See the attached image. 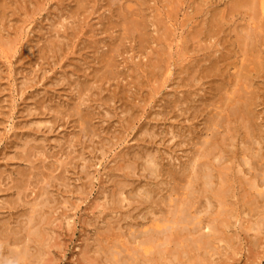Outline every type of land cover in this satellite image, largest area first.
I'll use <instances>...</instances> for the list:
<instances>
[{
    "label": "rangeland",
    "instance_id": "1",
    "mask_svg": "<svg viewBox=\"0 0 264 264\" xmlns=\"http://www.w3.org/2000/svg\"><path fill=\"white\" fill-rule=\"evenodd\" d=\"M237 1L0 0V234L2 235H0V257L8 254V258L7 256H4V259L1 258L0 264H15L17 257H14L13 260L10 253L17 250L19 246V249L22 250L30 246L28 249L25 248V252L28 256L37 255L35 257L37 258L36 264H91L86 263V261L82 262L81 259L84 255L83 259H88L92 264H106L108 261L106 254L102 255L105 252H98L96 246L104 245L107 247L112 243L118 250L122 248L121 252L123 247L127 246L128 251H124L125 255L127 254V263L167 264L164 261L166 260L165 256H158L151 251L143 254V250L140 251L141 249L137 244L142 238L140 235L133 236L134 238L129 235L134 234L133 230L134 232L139 230L138 233L140 234L144 227L151 224L150 220L153 215L150 216L146 210L152 209L153 211L150 212L153 213L157 211L154 213L157 216L158 213H161L159 211L165 207L163 210L165 213L167 209L175 208L174 203V206L172 205V202L176 201V198H173L175 195L178 196L179 192L184 194L185 190L189 191V187H192L189 183L190 178L192 185H196V178L194 177L196 168L193 167L192 169L191 167L197 166L196 162L202 159L197 157L198 153L192 151L201 153L205 149L212 150V154H216L214 156L217 157L215 161V158H212L214 161H212V170L216 179L213 178V185H216L218 181L220 182L217 186L211 187V190L214 188L212 192L221 188L219 186L223 184L222 187L227 186L228 188L229 185L231 190L223 197L227 203L225 201V204L222 203L223 205H221L217 202L218 205L214 211L217 198H211L210 194L205 195L203 193V195L200 193L198 187L201 185H198V190L194 193V195L196 192L200 193V196L196 198L197 211H202V207L207 209L204 208L203 212H200L194 220L195 222L199 220L198 228H196L195 223L193 224L194 227L191 225L190 230L184 231V234H189L188 240L187 238L185 240L189 241V236L194 238L199 233V237L201 233L207 232L208 229L204 231L203 228L206 227L205 225L208 224L206 221L209 222L207 219H210L211 216H218L219 219L224 218L225 220L229 217L230 223L224 221L226 224L223 223L221 236L228 238L230 235V237L222 239V241H214L217 247L215 250H218L217 252L211 250V252L214 251L212 253V255L215 254L214 257L217 254L214 259L212 258V261L216 263L220 257V260H223H221L222 264L229 261L228 264H264V195L260 196L257 193L264 190V176H262L263 179L261 177L264 174V68L260 67H264V45L261 44L260 46L257 43L261 41L260 38L263 41L264 26L257 29L259 32L261 30L260 33H256V29L253 27L260 26L261 22H264V17L259 13L260 18L256 19L254 16L253 20L254 14H252L251 8H246L249 0H240V3ZM238 3L240 5L236 7ZM235 4L236 6H234ZM248 6L250 5L248 4ZM243 11L246 13L249 11V13L243 15ZM248 16L252 17L250 21H254V25L250 26L249 20L247 22L248 18L246 17ZM261 19L263 20L261 21ZM256 20L261 21L260 24ZM135 24L137 26L139 24V26L137 27ZM219 26L220 28H216ZM244 27L250 30L248 31L250 34L254 32L251 37L254 36L255 41L253 40V50L251 51L247 45L242 47L241 44L239 49L242 53H240L235 46L237 45L235 41L239 43V40L245 37L244 32L247 31ZM243 29L244 32H241ZM206 30H210L207 31L208 34L205 33ZM212 31H216V34ZM139 34L145 35L139 37ZM237 34H241L243 37ZM138 38L139 40H137ZM237 38L240 39L237 40ZM233 50L237 53L235 54ZM154 51L160 55L156 56ZM244 53L247 55H242ZM258 53L261 55L259 56ZM258 56L262 57L259 59L262 60L261 62L257 61ZM240 57L245 59L242 63ZM249 59L251 64L247 62ZM252 59L254 63H252ZM255 60L260 62V65L257 63L260 71L258 67H254ZM229 61L236 66L230 64V67ZM244 62L248 64L245 65ZM106 64L111 67L107 68ZM237 64L241 66L244 64L245 67L239 69L240 66ZM216 66L218 68H215ZM250 66L254 68L250 69ZM220 71L222 72L220 73ZM233 71H236V74ZM240 71H243V76L245 72L247 73H245V79H241L243 76ZM225 78L228 80L226 81ZM237 86L240 91H237ZM232 88L237 89L235 91ZM226 89H232L233 94H231V90L230 93ZM247 91L253 92L247 93ZM217 92L222 93L218 94ZM236 94L244 95L243 98L249 94L247 101L250 102V109L253 110L251 111L254 120H257L256 122L251 121L253 123L252 128H255V132L252 129V134L255 133V136H260L259 138L256 136L258 139L254 138V135L251 137V130L246 127L244 129V123L239 119L237 120L235 115L228 116L226 109L232 106L230 104L233 101L235 103L238 98ZM251 99H254V103ZM223 103H225L224 107H221ZM219 105L220 107L216 108ZM81 112L85 113L82 114L86 115L85 118ZM219 112L221 114L218 115ZM212 113L214 116L216 114L218 116L216 115L215 118L209 116V118L207 115H213ZM88 115L91 119L87 117ZM219 116L221 120L218 118ZM82 119L85 121L83 122ZM212 119H216L220 124L219 126H216L218 124L214 125L215 127L212 126L215 131L211 138L210 133L213 130H210L209 133L206 131V127ZM227 120L231 122L229 123ZM246 129L247 132L245 133ZM257 130L259 131L257 132ZM234 133H236L235 136ZM218 134L225 138L218 137ZM194 140L195 143L191 144ZM199 142H201V147ZM224 142L225 145L228 144V146L226 145L227 148L231 145L230 149L228 148L229 151L225 145H222ZM198 145L199 150H197ZM212 145L214 148H211ZM253 145L256 149L253 148ZM247 147H249V152ZM244 152L246 156H244ZM193 153H196L194 164L191 161L194 158ZM146 154L147 158H152L151 163L156 161L154 168L160 171H158L157 176H154L158 173L157 171L152 172L153 175L146 169L140 171V167L143 169L146 163L144 161L147 158H143ZM248 154H252L254 159L251 160V156ZM256 156L259 157L260 161ZM256 158L258 162H254ZM187 159L191 161L189 163H192V165L189 164L190 167L187 164ZM220 159L221 161H219ZM245 160L250 161L249 165L251 163L256 164L250 166L251 169L253 167L252 170L249 169L250 167L248 168V163L243 166ZM240 161L242 165L239 164ZM236 162L239 167L234 165ZM132 164L134 166L131 167ZM259 164H261L260 168H258ZM228 168L229 170H227ZM217 170L224 172L223 174L220 173L224 176L223 180L226 179L225 181L222 182L221 174ZM259 170L262 171L261 174H259ZM161 171L168 173L163 174ZM190 171H194L193 174ZM175 175L176 178L177 176L182 177L181 175L187 176L184 178L185 180L181 178L180 182V177L176 179L174 178ZM242 177L245 181H242ZM257 178H261L260 181L262 180L263 183ZM121 180H123L122 184L125 183L124 185L121 184ZM182 184L185 186L182 187ZM248 184L250 186L252 184L259 185V188L257 187L259 190L256 188L255 191ZM119 185L121 192H123L122 195L124 194L125 202L124 200L119 201L120 203L118 200L111 202L118 197L117 193L111 195V192H118L119 190L113 189H117ZM171 185L174 187L180 185L178 192L174 191L176 194L172 193L171 190L177 188L173 189L172 187L170 189ZM236 187L239 189L237 190ZM142 191H149L150 193L154 191L152 195L155 196L154 199L156 200L152 198L144 201V198L142 201L139 198ZM232 191L233 193H231ZM168 192L171 194H169L170 196L167 194ZM245 193L247 197L252 198L257 193L255 201L259 202L250 204L251 207L249 205L251 200L248 202L244 198ZM152 195L150 194L151 197ZM230 195L233 197L230 198ZM240 197H243L245 201ZM43 198L46 199L47 203ZM169 198H173L174 201H166ZM206 198L210 203H206ZM159 201L161 202L158 203ZM200 204L203 206L201 207ZM170 206L172 207L169 208ZM223 206L231 210L227 212ZM159 207L162 209L159 210ZM244 207L248 210H245ZM32 208L38 210L33 209L34 212L36 211L35 213L39 214L29 213V211H33ZM217 208L223 209L224 214L227 212V217L224 216L223 211L219 212ZM205 211L206 215L204 214ZM28 214L30 215L27 216ZM31 214L33 215L31 216ZM40 215L43 217L42 220ZM143 216L146 218H144L145 220ZM231 216L233 217L231 218ZM25 217L29 220L28 223L31 220L30 227L28 223L25 225L27 221ZM45 217H48L47 219L50 217L52 220H47ZM256 221H258L259 226L263 227L260 226L261 232L259 234L262 235L257 234L258 237L254 230ZM261 221H263V225L260 223ZM38 222L42 223L38 224ZM115 223L118 224L115 225ZM5 226L6 228H4ZM27 228L32 231H28ZM172 228L174 227L172 226ZM172 228L170 227L168 231L171 230L172 232ZM199 228L201 230H198ZM25 231L29 234H26ZM109 231L111 233H108ZM2 232H8L10 235L5 234L4 236ZM35 232L39 233L38 235L45 233L42 239H39L40 242L33 241L34 238L38 237ZM173 233L176 234L175 228ZM11 234L15 236L16 240ZM112 234H117L116 238L118 239L114 238L115 236ZM168 234L159 235L156 244L162 243L164 236L173 237L172 235H174V240L176 239L175 234ZM253 234L256 236L253 237ZM109 237L113 240H109ZM259 237L261 239H258ZM122 238L126 240L127 244L124 240V242L122 241ZM251 238H255L257 242ZM230 239L231 244L227 243ZM174 240L170 238L165 244V248L175 246L169 242ZM109 241L111 244L108 243ZM223 241L226 243L225 247ZM23 244H25L24 247H22ZM248 245L250 246L248 247ZM13 246L17 249H14ZM47 246L48 248H46ZM249 249H253V252H250ZM152 250L154 251V248ZM222 250L228 251L225 252L226 258L221 257ZM30 251L31 253H29ZM233 253L238 254L231 256ZM122 254L123 256H118H120L119 260L123 261L122 257H125L124 253ZM96 255L99 256V259ZM45 257L47 258L45 259ZM168 257L170 258V256ZM184 257L187 256L184 255ZM230 257L233 258L230 259ZM151 258L153 260L150 262ZM218 263L220 264V262ZM107 264L111 263L108 261Z\"/></svg>",
    "mask_w": 264,
    "mask_h": 264
},
{
    "label": "bare ground",
    "instance_id": "2",
    "mask_svg": "<svg viewBox=\"0 0 264 264\" xmlns=\"http://www.w3.org/2000/svg\"><path fill=\"white\" fill-rule=\"evenodd\" d=\"M240 0H238L237 2H239ZM248 1V0H247ZM257 0H255V1H252V0H249L248 2H247V7L245 6V5H243L244 7H246L247 9L249 8H251V11H252V14H254L253 15V18L252 17H246V18H248L247 19V22H248V20L250 21V20H254V16H255V18L257 19V18H260L259 17V13H260V15L262 16V17H264V0H259V1H257ZM240 3V2H239ZM237 4V6H236V4L234 5V6H236V7H239L238 5H240V4ZM248 4L250 5V6H248ZM3 6H4V4H2ZM4 8V7H3ZM246 11V10H245ZM244 12V11H243ZM242 12V13H243ZM247 13H249V11L247 12ZM246 12H244L243 13V15L244 14H247ZM251 14V13H250ZM249 14V15H250ZM242 15V16H243ZM250 16H252V15H250ZM261 17V18H262ZM252 18V19H251ZM260 20V19H259ZM263 19H261V21H262ZM256 21H258V20H256ZM255 21V22H256ZM260 21V22H261ZM211 22V21H210ZM218 22V21H217ZM253 24H252V23ZM259 22V21H258ZM260 22H259V24H260ZM212 23H214L213 21H212ZM264 22L262 21L261 22V24H260V26H258L257 25V27L256 26H253L255 29H256V33L258 32V33H260L261 32V30H260V32L257 30V29H261V27L262 26H264V24H263ZM132 24V23H131ZM209 24V23H208ZM207 24V25H208ZM217 24V23H216ZM250 26H252V25H254V21H250ZM256 24H258V23H256ZM136 25V24H135ZM210 25V24H209ZM209 25L207 26V27H209ZM212 25V24H211ZM215 25V24H214ZM218 25H220L219 23H218ZM137 26V25H136ZM138 26H139V24H138ZM137 26V27H138ZM222 26V25H221ZM210 28H211V26H210ZM216 28H220V26L219 27H216ZM215 28V29H216ZM246 30L245 31H247V32H244V29L243 30H241V32H244V34H245V37L243 38V39H240V38H237V40L238 39H240L239 40V43L237 42V41H235V43L237 44V45H235L238 49L239 48H241V44H242V47L243 46H245V45H247L248 46V49L250 48V51L251 50H253L252 49V47H253V40L255 39V37L253 36V37H251L252 35H254V32H252V30H251V32H252V34H250L248 31H250V30H247V28L246 27H244ZM129 29H133V28H129ZM214 29V30H215ZM240 29V28H239ZM251 29V28H250ZM263 29V28H262ZM134 30V29H133ZM212 30V29H211ZM219 30V29H218ZM264 30V29H263ZM134 31H136V30H134ZM160 32H161V30H159ZM207 31H210V30H206L205 31V33L206 34H208L207 33ZM253 31H254V29H253ZM163 32V31H162ZM213 33H215L216 31H212ZM164 33V32H163ZM216 34V33H215ZM138 35V34H137ZM142 35H145V34H142ZM141 34H139V37H144V36H142ZM160 35V34H159ZM238 36H242L243 35V33H242V35L241 34H237ZM264 35V34H263ZM210 36H213V35H211L210 34ZM209 36V37H210ZM238 36H236V37H238ZM159 37V36H158ZM243 37V36H242ZM259 37H261V36H259ZM258 37V38H259ZM212 38V37H211ZM254 38V39H253ZM162 39V38H161ZM236 39V38H235ZM234 39V40H235ZM137 40H139V38L137 39ZM141 40H142V38H141ZM143 40H144V38H143ZM158 40V39H157ZM258 40V39H257ZM256 40V41H257ZM260 40L261 41H259V42H257V43H259L260 44V46H261V44H263L264 45V38H263V41H262V39L260 38ZM145 41V40H144ZM255 41V40H254ZM156 43V42H155ZM255 43V42H254ZM141 44H142V41H141ZM140 44V45H141ZM160 44H161V42H160ZM163 45V44H162ZM161 45V46H162ZM169 45V44H168ZM240 47H239V46ZM262 45V46H263ZM142 46V45H141ZM158 46V45H157ZM166 46H167V44H166ZM259 46V47H260ZM163 47V46H162ZM246 47V46H245ZM244 47V48H245ZM255 47V46H254ZM88 48V47H87ZM91 48V47H90ZM158 48V47H157ZM244 48H242V49H244ZM261 48V47H260ZM89 49V48H88ZM245 49H247V48H245ZM244 49V50H245ZM248 49H247V51H248ZM156 50V49H155ZM244 50H242V51H244ZM238 51V50H237ZM239 51H240V53H242L241 52V49H239ZM247 51H245V53H247ZM254 51H256V50H254ZM155 52V54H157L156 56H159L160 54L159 53H157V51H154ZM233 52H234V50H233ZM264 52V51H263ZM235 54L237 53V52H234ZM239 53V52H238ZM242 54V55H247L248 53H249V51H248V53L247 54ZM252 53H253V51H252ZM249 54H251V52L249 53ZM229 54H227V56H228ZM242 55H239V56H242ZM252 55V54H251ZM255 55V54H254ZM258 55H259V53H258ZM261 55V54H260ZM259 55V56H260ZM230 56V55H229ZM256 56H257V53H256ZM257 57V61H260L259 59L261 58L262 59V57ZM264 56V55H263ZM155 57V56H154ZM157 58V57H156ZM155 58V59H156ZM241 58V63H242V61H243V59H244V57L242 58V57H240ZM250 58V57H249ZM256 58V57H255ZM154 59V58H153ZM264 59V58H263ZM157 60V59H156ZM245 60V59H244ZM253 60V59H252ZM153 61V60H152ZM262 61V60H261ZM260 61V62H261ZM264 61V60H263ZM246 62V61H245ZM245 62H244V64H245ZM247 62L248 63H250V59L249 60H247ZM260 62H256V60H255V66L254 67H258L259 68V71H260V67H262V69L264 68L263 66H258L257 65V63L260 65ZM153 63V62H152ZM240 63V62H239ZM248 63H246L245 65H247ZM252 63H254V60H253V62ZM111 64V63H110ZM230 63V61H229V66L231 67V65H233V64H231ZM243 64V66L245 67V65ZM251 64V63H250ZM249 64V65H250ZM107 66V68L108 67H111L110 65L108 66V64H106ZM238 65V64H237ZM257 65V66H256ZM264 65V64H263ZM211 66V65H210ZM233 66H236V65H233ZM238 66H240V68L239 69H242L241 67H243V66H241L240 64L238 65ZM254 67H251L250 66V69L251 68H254ZM215 68H218L217 66L215 67ZM238 68H237V70H238ZM257 68V69H258ZM110 69V68H109ZM248 69V68H247ZM203 70H205V69H203ZM216 70H218V69H216ZM215 70V71H216ZM236 70V71H237ZM110 71V70H109ZM205 71H207V70H205ZM219 71V70H218ZM236 71H233V72H235L234 74H236ZM253 71H255L254 69H253ZM106 72H108L107 70H106ZM111 72H112V70H111ZM111 72H109L110 74H111ZM152 72H154V71H152ZM208 72V71H207ZM214 72V71H213ZM217 72V71H216ZM222 71H220V73H221ZM241 72V71H240ZM245 72V71H244ZM252 72V71H251ZM256 72V71H255ZM108 73V74H109ZM238 73V72H237ZM242 73V76H243V71L241 72ZM241 73H240V75H241ZM246 73V72H245ZM245 73H244V76H245ZM152 74H154V73H152ZM156 74V73H155ZM247 74V73H246ZM249 74V73H248ZM251 74V73H250ZM150 75H151V72H150ZM213 75V74H212ZM215 76H216V73L214 74ZM239 75V76H240ZM214 76V77H215ZM238 76V77H239ZM244 76H243V78H241V79H245L244 78ZM253 76V75H252ZM222 77V76H221ZM225 77V76H224ZM234 77V79H235V76H233ZM247 77H250V76H247ZM213 79V78H212ZM226 79V78H225ZM233 79V80H234ZM223 80V79H222ZM228 79H226V81H227ZM239 80V79H238ZM237 80V81H238ZM239 81H241V80H239ZM218 82V81H217ZM233 82V81H232ZM242 82V81H241ZM230 83V82H229ZM236 83V82H235ZM217 84V83H216ZM245 84V83H244ZM243 84V85H244ZM214 85H215V82H214ZM219 85V84H218ZM221 85V84H220ZM219 85V86H220ZM218 86V87H219ZM221 86H223V85H221ZM225 86V85H224ZM231 86H233V85H231ZM241 86V85H240ZM248 85L246 84V87H247ZM214 87V86H213ZM217 87V86H216ZM238 87V86H237ZM243 88H244V86H243ZM248 88V87H247ZM217 89V88H216ZM220 89V88H219ZM219 89H218V91H219ZM228 89V88H227ZM226 89V90H227ZM233 89V88H232ZM232 89H230L231 91H232ZM235 89V88H234ZM233 89V90H234ZM237 89V88H236ZM236 89H235V91H236ZM246 89V88H245ZM221 90H223L222 89V87H221ZM230 90H227L228 92H230L231 93V91ZM239 90V87H238V89H237V91ZM240 91V90H239ZM241 91L243 92V90L241 89ZM249 91H247V93H248ZM253 92V91H252ZM252 92H249V93H252ZM218 93V92H217ZM220 94L222 93V92H219ZM218 93V94H219ZM241 93V92H240ZM244 93H246V91H244ZM255 93V92H254ZM231 94H233V91H232V93ZM237 95V94H236ZM238 96V98L236 99V101H235V103H234V101L230 104V105H232V106H230L228 109H226V110H228L227 112H228V116L229 115H235L236 117H237V120L239 119V121L241 120L243 123H244V129H245V127L247 128V129H250L251 131V133H250V135H251V137H253V135L255 134H252L253 133V131H254V129L255 128H252V124L253 123H251V121H255L254 120V115L252 114V109H250V105H249V103H248V101L247 100H249L247 97L249 96V94L247 95V99L246 98H243V96L242 95H240L239 96V94L237 95ZM252 96V94L250 95V97ZM254 96V95H253ZM256 97V96H255ZM227 98H230V96L228 97L227 96ZM226 98V99H227ZM235 98H236V96H235ZM234 98V99H235ZM243 98V99H242ZM80 99V98H79ZM225 99V100H226ZM233 99V98H232ZM231 99V100H232ZM233 99V100H234ZM254 100V99H253ZM253 100L251 99V101L253 102ZM79 101V100H78ZM128 101V100H127ZM226 102V101H225ZM227 102H228V100H227ZM226 102V103H227ZM80 103V102H79ZM254 103V102H253ZM256 103V102H255ZM224 104L225 103H223V106L221 105V107H224ZM126 105V104H125ZM124 105V106H125ZM77 106V104L75 105V107ZM254 106H256V105H254ZM125 107H127V105L125 106ZM220 107V105L218 106V107H216V108H219ZM228 107V106H227ZM77 109H78V107H77ZM80 109V108H79ZM194 110V109H193ZM215 110V109H214ZM218 110V109H217ZM252 110V111H251ZM75 111V110H74ZM195 111V110H194ZM219 111V110H218ZM222 111V110H221ZM210 112H213V111H210ZM226 112V111H225ZM223 113V112H222ZM255 113V112H254ZM80 114V113H79ZM82 114H85V113H83V112H81V115ZM213 114V113H212ZM219 114H221L220 112L218 113V115ZM257 114V113H256ZM217 115V114H216ZM216 115L214 116V114L213 115H211V114H209V115H207L208 117L210 116H212V118L214 117H216ZM217 115V116H218ZM224 115V114H223ZM82 116H84V118H85V116L86 115H82ZM81 116V117H82ZM227 116V117H228ZM256 116V115H255ZM89 119H91L90 118V116L88 115L87 116ZM204 117V116H203ZM209 117V118H210ZM223 117V116H222ZM221 117V118H222ZM234 117V116H233ZM233 117H231V118H233ZM87 118V119H88ZM219 119H220V116L218 117ZM224 118V117H223ZM256 118H257V116H256ZM255 118V119H256ZM80 119V118H79ZM217 119V118H216ZM216 119H212L211 121H209L210 123L208 124V126L206 127V131H212V133H210V137L211 136H213L214 135V131H215V129H213V127H215L214 125H216V124H218V125H216V126H219V122H217L216 121ZM253 119V120H252ZM221 120V119H220ZM219 120V121H220ZM224 120V119H223ZM225 120H226V118H225ZM224 120V121H225ZM231 120V119H230ZM236 120V119H235ZM82 121H83V119H82ZM84 121H85V119H84ZM83 121V122H84ZM87 121H89V120H87ZM207 121V122H208ZM227 121H229V120H227ZM257 121V120H256ZM255 121V122H256ZM231 121H229V123H230ZM234 122V121H233ZM86 123H88V122H86ZM82 124V123H81ZM239 124V123H238ZM202 125H203V123H202ZM206 125V124H205ZM229 125V124H228ZM257 125V124H256ZM213 126V127H212ZM220 126H222V125H220ZM232 126V125H231ZM233 126H235V125H233ZM258 126V125H257ZM236 127V126H235ZM255 127V126H254ZM224 128V127H223ZM222 128V129H223ZM237 128V127H236ZM240 128H242V127H240ZM201 129H202V127H201ZM200 129V130H201ZM227 129V128H226ZM225 129V130H226ZM247 129H246V131H244L245 133L247 132ZM252 129H253V131H252ZM260 129V128H259ZM203 130V129H202ZM218 130V129H217ZM231 130H232V127H231ZM230 130V131H231ZM205 131V130H204ZM203 131V132H204ZM221 131V130H220ZM233 131V130H232ZM242 131V130H241ZM259 130H257V132H258ZM234 132V131H233ZM232 132V133H233ZM255 132V131H254ZM256 132V133H257ZM218 133V132H217ZM241 134H245V133H242V132H240ZM226 134H228V132H226ZM235 134L236 133H234V136H235ZM249 134V133H248ZM258 134H260V133H258ZM217 135V134H216ZM225 135V134H224ZM220 136H222V137H224L223 135H221V134H218V137H220ZM246 136V135H245ZM257 137H258V135H256ZM256 136L254 135V138H256ZM197 137H198V135H197ZM201 137V136H200ZM199 137V138H200ZM217 137V138H218ZM221 137V138H222ZM260 137V136H259ZM258 137V138H259ZM198 138V139H199ZM201 138H203V136L201 137ZM200 138V139H201ZM212 138V137H211ZM225 138V137H224ZM229 138V137H228ZM249 138V137H248ZM258 138H256V139H258ZM261 138H262V136H261ZM199 139V140H200ZM215 139H216V137H215ZM231 139V138H230ZM232 139H234L233 137H232ZM241 139V138H240ZM239 139V140H240ZM199 140H197V141H199ZM220 140H222V139H220ZM254 140V139H253ZM213 141V140H212ZM212 141H211V143H212ZM219 141V140H218ZM227 141V140H226ZM242 141H243V139H242ZM257 141V140H256ZM201 142H203L204 143V141L203 140H201ZM201 142H199V145H200V147H201ZM207 142V141H206ZM215 142V141H214ZM217 142V141H216ZM251 142V141H250ZM254 142V141H253ZM188 143V142H187ZM195 143V140L191 143V144H194ZM203 143H202V145H203ZM242 143V142H241ZM240 143V144H241ZM243 143H244V141H243ZM196 144H198L197 142H196ZM207 144V143H206ZM199 145H198V147H197V150H199L198 148H199ZM205 145V144H204ZM209 145V144H208ZM222 145H225V142L222 144ZM227 146H228V144H226ZM225 145V146H226ZM244 145V144H243ZM242 145V147H244ZM195 146V145H194ZM218 146V145H217ZM224 146V147H225ZM227 146H226V148H227ZM230 147H231V145H229ZM250 146V145H249ZM205 147V146H204ZM219 147V146H218ZM230 147H228L229 149H230ZM195 148H196V146H195ZM206 148V147H205ZM211 148H214L213 147V145H212V147ZM215 148H216V145H215ZM228 148H227V150H228ZM249 147H247V149H248ZM253 148H255L254 147V145H253ZM217 149H219V148H217ZM252 149V148H251ZM256 149V148H255ZM194 150V149H193ZM243 150H245V149H243ZM202 151H203V149H202ZM218 151V150H217ZM229 151V150H228ZM254 152H255V150H253ZM258 151V150H257ZM148 152V151H147ZM146 152V153H147ZM192 152H196V153H198V155H197V157H199V159H202L201 161H198V162H196L197 163V166H192L191 168L193 169V167H195L196 169L194 170V171H190L192 174H193V172H194V177L196 178L195 180H196V185H192V183L190 182L191 180V178L189 179V183H190V185L192 186L191 188L189 187V191L188 190H185L184 192V194L183 193H181V192H179V194H178V196L177 195H175L173 198L176 200V201H174V199L172 200L171 198H169L168 200H166V201H174V202H172V205H173V203H174V205H175V208L173 209H167V211H165V213L163 212V210L165 209V207L162 209V207H159V210H161V211H159V212H161V213H158L159 215H155L154 213H156V212H150V211H153L152 209H150V211H147L146 210V212L147 213H150V216L151 215H153V216H151L152 218H151V224L149 225L148 223V225H149V227H148V225H147V227H144V229L143 230H141V233L139 234L138 233V231H136L135 230V232H134V230H133V233L135 234L136 233V235H129L130 237H133V236H141L142 238L141 239H139V241L137 242V244H138V247L141 249L140 251H142L143 252V254H144V252H146V253H149V251H151V252H154L156 255H158V256H162V257H166V260H164V261H166L167 262V264H219L218 262H220V264H222L221 262L223 261L222 259V261L220 260V257H218L219 259H217L216 261V263H214L213 261H212V258L214 259L216 256H217V254H216V256L214 257L213 255H215V254H213L212 255V253L214 252V251H216L217 252V250H215L217 247H216V245L214 244V241H217V240H220V241H222V239L224 240V239H228L229 237H230V235L228 236V238H227V236H226V238H224V237H222L221 236V234L223 233V223H225L224 221H228V218H226V220L223 218V219H219L218 218V216H214V217H210V219H207V220H209V222L208 221H206L208 224H206L205 226V228H203V230L205 231L206 229H208V231L207 232H205V233H201L200 234V236L198 237V234L194 237V238H192V237H190L189 236V241H187L188 240V238H187V236L189 235H187V233L186 234H184L185 232V230L187 231V230H190L189 228L190 227H192L193 226V224H195V226H196V228H198V226H197V224H199V220H196V222L194 221L195 219H196V217H197V215L200 213V212H203V210H204V208L205 207H202L203 205H201V207L203 208V210L201 211H197V207H198V205H197V197L198 196H200V193H204L205 195H207V194H210L211 195V198H215L216 199V201H215V208H214V211H216V205H218L217 204V202H219V204H221V205H223L222 203H224L226 200H224V198L223 197H225L228 193H229V191L231 190L230 189V187H229V185H228V182H227V185H228V188H227V186L226 187H222L223 185H221V186H219V187H221V188H215L216 190L215 191H213L212 192V190L214 189H212L211 190V187L213 186L214 187V185H213V178L215 177V175L213 174V170H212V161H213V159L212 158H215L214 159V161L217 159V157H215L216 156V154H212V150L210 151V149H205L203 152H201V153H199V152H197V151H192ZM248 152H249V149H248ZM247 152V150H246V154L248 153ZM150 153V152H149ZM152 154L151 155H153V152H151ZM195 153V154H196ZM222 153H223V151H222ZM221 153V154H222ZM224 153H225V151H224ZM231 153H232V151H231ZM251 153H253V152H251ZM257 153V152H256ZM195 154L193 153L192 155L194 156V158L192 157V155L191 154H189V155H191L190 157H192L193 159L191 160L192 161V163L194 164V162H195ZM246 154H245V152H244V156H246ZM254 154V153H253ZM241 155H242V153H241ZM259 155V154H258ZM150 156V155H149ZM229 156V155H228ZM248 156H251V160H252V154L251 155H249L248 154ZM253 156H255V154L253 155ZM147 158V154H146V156L144 155V157L143 158ZM218 157L220 158V156L218 155ZM257 157V156H256ZM156 158V157H155ZM250 158V157H249ZM258 159H259V157H257ZM256 158V160L254 161V162H256L258 159ZM149 159V160H148ZM225 159V158H224ZM254 159V158H253ZM144 160V159H143ZM147 160V161H146ZM145 161H144V168L142 169L141 167H140V171H142V170H144V169H146V170H148V171H150V174H154L156 171H157V169H155L154 168V166H156V164H155V162L156 161H153L152 163H151V161H152V158H147ZM191 161H189V159H187V164H188V166H189V164H191L192 165V163H189V162H191ZM213 161V162H214ZM218 161V160H217ZM216 161V162H217ZM219 161H221V159L219 160ZM218 161V162H219ZM226 161H231V160H226ZM237 161H239V160H237ZM259 161H260V159H259ZM159 162V161H158ZM243 162V161H242ZM258 162V161H257ZM225 163V162H224ZM227 163V162H226ZM246 163H248L247 164V166L249 165V163H250V161H247V160H245V165H244V163H243V166H246ZM185 164V163H184ZM237 162L234 164L236 167H239V165L237 166ZM239 164H241L242 165V163H241V161H240V163ZM254 164V163H253ZM252 163L248 166V168L252 165V166H255L256 164H254L253 165ZM258 164V163H257ZM262 164V163H261ZM261 164H259V167L258 168H260V165ZM127 165V164H126ZM190 165V166H191ZM220 165H221V163H220ZM228 165V164H227ZM132 166H134L133 164L131 165V167ZM146 166V167H145ZM184 166V165H183ZM187 166V165H186ZM189 166V167H190ZM216 166V165H215ZM258 166V165H257ZM157 167H159V165L157 164ZM220 167H222V166H220ZM219 167V168H220ZM124 168V167H123ZM135 168H136V166H135ZM134 168V169H135ZM179 168H181V167H179ZM190 168V170H192ZM224 168V167H223ZM223 168H222V170H223ZM261 168H263V167H261ZM154 169H155V171H154ZM187 169V168H186ZM215 169V168H214ZM217 169V168H216ZM221 169V168H220ZM233 169V168H232ZM250 170H252L253 169V167H252V169H251V167L249 168ZM145 170V171H146ZM176 170V169H175ZM183 170H184V168H183ZM182 170V171H183ZM227 170H229V168L227 169ZM238 170V169H237ZM237 170H236V172H237ZM255 170V169H254ZM262 170V169H261ZM261 170H259V174H261L262 173V171ZM147 171V172H148ZM159 171V170H158ZM157 171V172H158ZM165 171H167V170H165ZM171 171V170H170ZM216 171V170H215ZM214 171V172H215ZM234 171V170H233ZM261 171V172H260ZM130 172V171H129ZM152 172H154V173H152ZM160 172V171H159ZM159 172L158 173H156L154 176H157L158 174H159ZM163 171H161V173H162ZM178 172V171H177ZM180 172V171H179ZM184 172H185V170H184ZM186 172L188 173V171L186 170ZM217 172H219V174H223L224 172H221V171H218L217 170ZM221 172V173H220ZM228 172V171H227ZM235 172V173H236ZM243 172V171H242ZM241 172V173H242ZM264 172V171H263ZM164 173H166V172H163V174ZM168 173V172H167ZM166 173V174H167ZM183 173V172H182ZM230 173V172H229ZM244 173V172H243ZM246 173H249V171L247 172L246 171ZM184 174V173H183ZM216 174V173H215ZM220 175L221 176V179H222V182L223 181H225V180H223V178H224V176L223 175ZM255 174H258V172L256 173L255 172ZM254 174V175H255ZM125 175V174H124ZM229 175V174H228ZM230 175H231V173H230ZM233 175V174H232ZM240 175V174H239ZM168 176V175H167ZM182 177H180V176H177V178H176V175H175V177L174 178H176V179H178V177H180L179 179H180V182H181V178H185V177H183V175H181ZM219 176V175H218ZM242 176H244V175H242ZM250 176V175H249ZM256 176H258V175H256ZM260 176V175H259ZM262 176H264V174L263 175H261V177ZM170 177L172 178V176L170 175ZM241 177V176H240ZM230 178H231V176H230ZM230 178H229V181H230ZM238 178V177H237ZM243 178V177H242ZM242 178H240V179H242ZM244 178H245V176H244ZM243 178V179H244ZM251 178V177H250ZM253 178H255V177H253ZM168 179H169V177H168ZM176 179H174L175 181H177ZM215 179V178H214ZM217 179H218V177H217ZM220 179V180H221ZM228 179V178H227ZM242 179V181H245V179L243 180ZM257 179H259V178H257ZM261 179V178H260ZM260 179H259V181H260ZM262 179H263V177H262ZM120 180V179H119ZM170 180V179H169ZM173 180V179H172ZM185 180V179H184ZM216 180V179H215ZM237 180V179H236ZM247 180V179H246ZM174 181V182H175ZM234 181V180H233ZM253 181H254V179H253ZM258 181V182H259ZM163 183H164V181H162ZM178 182H179V180H178ZM178 182H176L177 184H179ZM192 182H194V181H192ZM219 182L220 181H218V183H216V185L215 186H217L218 184H219ZM237 182V181H236ZM246 182H248V181H246ZM256 182V181H255ZM260 182H262V180L260 181ZM123 183V180H121V184ZM168 183V182H167ZM245 183V182H244ZM252 183V182H251ZM254 183V182H253ZM263 183V182H262ZM125 184V183H124ZM124 184H122V185H124ZM154 184V183H153ZM186 184V183H185ZM221 184V183H220ZM259 184V183H258ZM162 185V184H161ZM183 185L184 184H182L181 186L183 187ZM198 185H201L200 187H198ZM240 185V184H239ZM239 185H237V186H239ZM249 186H250V184H248ZM248 185H246V186H248ZM164 186V185H163ZM166 186V185H165ZM180 186V185H179ZM179 186H175L174 187V185L172 186L171 185V187H170V189L173 187V189L174 188H177L176 190L174 189V190H171L172 191V193H175L174 191H176V192H178V189H179ZM185 186V185H184ZM186 186H188V185H186ZM199 188V191H200V193H198V192H196V195H194V193H195V191H197L198 190V188ZM235 187V186H234ZM240 187V186H239ZM251 188H253L255 191H256V188L258 187L259 188V185L257 186L256 184H252L251 186H250ZM120 188H121V186L119 185L118 187H117V189H113V190H116V191H118V192H115V191H113V192H111V195H115V193H117L116 195H118V197H119V199H118V197H117V199H114V200H111V202L113 201V202H116V200H118V203H120L122 200H124V202H125V198L123 197L124 196V194L122 195V193L123 192H121L122 190H120ZM160 188V187H159ZM168 188V187H167ZM181 188V187H180ZM237 188V190L239 189L238 187H236ZM245 188V187H244ZM257 188V189H258ZM262 188V187H261ZM154 189H156V188H154ZM170 189H167V190H170ZM186 189V188H185ZM158 190V189H157ZM157 190H156V194L158 195V192H157ZM160 190V189H159ZM182 190V189H181ZM252 190V189H251ZM259 190V189H258ZM171 191H170V193H171ZM245 191V190H244ZM254 191V192H255ZM154 192V191H153ZM152 192V193H153ZM183 192V191H182ZM235 192V191H234ZM241 192H243V191H241ZM248 192V191H247ZM150 192L148 191H146V192H144V191H142L141 192V194H140V197L139 198H141L142 199V201H143V199H144V201L145 200H148V199H154L155 198V196L154 195H152V193H150L151 195H152V197L150 196V194H149ZM169 192L167 193L168 195L170 194ZM181 193V194H180ZM231 193H233V191L231 192ZM258 194H260V196H263L264 195V190H261V191H258L257 192ZM257 193L255 194L256 196H257ZM44 194H45V192H44ZM121 194V195H120ZM138 194V193H137ZM155 194V195H156ZM176 194V193H175ZM203 194V195H204ZM235 194V193H234ZM252 194V193H251ZM40 195H43V194H40ZM120 195V196H119ZM156 195V196H157ZM167 195V196H168ZM171 195V194H170ZM169 195V196H170ZM240 195V194H239ZM255 195H254V198H252V197H247V194L245 193V196H244V198H246L247 200H248V202L250 201V203H249V205L250 204H253V203H256V202H259V201H255ZM154 196V197H153ZM177 196V197H176ZM231 196L232 195H230V198H231ZM237 196V195H236ZM253 196V195H252ZM120 197H121V199H120ZM125 197H126V195H125ZM165 197H166V195H165ZM208 197V196H207ZM229 197V196H228ZM233 197V196H232ZM234 197H235V195H234ZM264 197V196H263ZM44 198H46V197H44ZM43 198V199H44ZM113 198V197H112ZM157 198V197H156ZM158 198H160L159 196H158ZM161 198H163V197H161ZM221 198H223V199H221ZM243 198V197H242ZM241 197H240V199H242ZM243 198V199H244ZM252 198V199H251ZM47 199V198H46ZM46 199H44L45 200V203H47L46 202ZM200 200H201V198H199ZM208 199H209V197H208ZM228 199V198H227ZM239 199V201H241ZM43 200V201H44ZM154 200H156V199H154ZM153 200V201H154ZM199 200V201H200ZM224 200V201H223ZM235 200V199H234ZM48 201H49V199H48ZM120 201V202H119ZM205 201V200H204ZM206 201H207V198H206ZM213 201V200H212ZM211 201V202H212ZM244 201H245V199H244ZM255 201V202H254ZM50 202V201H49ZM152 202V201H151ZM161 201H159L158 203H160ZM163 202V201H162ZM167 202V203H168ZM175 202H176V204H175ZM45 203H43V204H45ZM164 203H165V201H164ZM178 203V204H177ZM205 203V202H204ZM206 203H210L209 201H207ZM226 203H227V201H226ZM228 203H231V202H229L228 201ZM245 203V202H244ZM243 203V204H244ZM115 204V203H114ZM122 204V203H121ZM152 204V203H151ZM151 204H150V206H151ZM154 204V203H153ZM156 204V203H155ZM163 204V203H162ZM166 204V203H165ZM170 204V203H169ZM199 204V203H198ZM212 204V203H211ZM225 204V203H224ZM242 204V205H243ZM261 204V203H260ZM260 204H259V206H260ZM42 205V204H41ZM120 205V204H119ZM118 205V206H119ZM159 205V204H158ZM164 205V204H163ZM173 205V206H174ZM177 205V206H176ZM246 205V204H245ZM247 205H248V203H247ZM246 205V206H247ZM248 205V206H249ZM255 205V204H254ZM154 206V205H153ZM165 206V205H164ZM169 206V205H168ZM206 206H207V204H206ZM251 206V205H250ZM262 206V205H261ZM40 207V206H39ZM143 207H145V206H143ZM172 206H170L169 208H171ZM177 207V208H176ZM208 208H209V206H207ZM211 207L213 208V206L211 205ZM210 207V209L212 210V208ZM217 207H219V206H217ZM224 207V206H223ZM226 207V206H225ZM224 207V208H225ZM232 207H233V205H232ZM239 207V206H238ZM252 207V206H251ZM250 207V208H251ZM254 207V206H253ZM255 207H256V205H255ZM258 207V206H257ZM161 208V209H160ZM220 208H222L221 206H220ZM235 208V207H234ZM260 208V207H259ZM259 208H257V209H259ZM36 210L35 208H32V210ZM149 209V208H148ZM158 209V208H157ZM205 209H207V208H205ZM209 209V210H210ZM218 209V208H217ZM244 209H245V207H244ZM247 210H248V208H246ZM245 209V210H246ZM255 209V208H254ZM254 209H253V211H254ZM34 210L33 211H29V213L30 212H33V214L36 212V211H38V210H36L35 212H34ZM225 210L227 211V212H229V210H231V209H226L225 208ZM250 210V209H249ZM256 210V209H255ZM40 211V210H39ZM214 211H213V213H214ZM218 211L220 212V211H223V209H221V210H219L218 209ZM233 211H235V209H233ZM241 211V210H240ZM251 211V210H250ZM227 212H226V214H224V211H223V214H224V216H226V215H228L227 214ZM255 212V211H254ZM206 213V211L204 212V214ZM209 213V212H208ZM212 213V214H213ZM246 213H248V212H246ZM252 213V212H251ZM257 213V212H256ZM33 214H31V216L33 215ZM36 215H38L37 213H35ZM42 214V213H41ZM145 214V213H144ZM210 214H211V212H210ZM216 214V213H215ZM221 214V213H220ZM238 214H239V212H238ZM30 214H28L27 216H29ZM140 215H141V213H140ZM206 215V214H205ZM231 215V214H230ZM237 215V214H236ZM42 216H44V215H42ZM49 216V215H48ZM137 216V215H136ZM238 216V215H237ZM251 216V215H250ZM35 217V216H34ZM40 217H41V215H40ZM201 217V216H200ZM207 217V216H206ZM227 217V216H226ZM233 216H231V218H232ZM239 217V216H238ZM252 217V216H251ZM260 217V216H259ZM28 218H32V217H28ZM36 218H37V216H36ZM46 218V217H45ZM48 218V217H47ZM46 218V219H47ZM134 218H135V216H134ZM139 218V217H138ZM145 217L143 216V219H144ZM209 218V217H208ZM25 219H26V217H25ZM24 219V220H25ZM38 219V218H37ZM43 219V217H41V220ZM45 219V220H46ZM49 219L50 220H52L50 217H49ZM49 219H47V220H49ZM146 219V218H145ZM144 219V220H145ZM148 219V218H147ZM230 219V218H229ZM27 221H26V224L25 225H27V223H28V219H26ZM40 220V221H41ZM46 220V221H47ZM115 220V219H114ZM139 220H141L140 218H139ZM149 220V219H148ZM236 220V219H235ZM254 220V219H253ZM256 220H258V219H256ZM261 220H263L262 219V217H261ZM117 221V220H116ZM147 221V220H146ZM259 221H260V218H259ZM137 222V221H136ZM205 222V221H204ZM203 222V223H204ZM258 221H256L254 224L256 225V227H255V231H256V235L257 234H259V232H261V229H260V226H259V224L257 223ZM262 222L263 221H261L260 223L262 224ZM25 223V222H24ZM31 223V220H30V222L28 223V224H30ZM40 223H42V222H40ZM39 222H38V224H40ZM135 223V222H134ZM146 223V222H145ZM201 223V222H200ZM228 223H230L229 221H228ZM235 223H236V221H235ZM7 224V223H6ZM32 224V223H31ZM31 224L29 225V227L31 226ZM36 224H37V222H36ZM49 224V223H48ZM116 224H118V223H115V225ZM226 224V223H225ZM252 224H253V222H252ZM252 224H251V226H252ZM126 225V227H128V225L127 224H125ZM145 225V224H144ZM190 225V226H189ZM192 225V226H191ZM263 225V224H262ZM1 226V225H0ZM24 226V225H23ZM114 226V225H113ZM142 226H143V224H142ZM142 226H140L141 228H142ZM172 226L175 228V232H176V234L175 233H173V230H174V228H172ZM117 227H119V226H117ZM116 227V230H118V228ZM172 228V232H171V230H169L168 231V229L169 228ZM194 227V226H193ZM200 227V226H199ZM228 227V226H227ZM226 227V228H227ZM262 227V226H261ZM4 228H6V226L4 227ZM35 228V227H34ZM112 229H114L113 227H111ZM130 228V227H129ZM128 228V229H129ZM146 228V229H145ZM229 228V227H228ZM232 228V227H231ZM263 228V227H262ZM16 229V228H15ZM20 229H22V227H20ZM28 229V228H27ZM31 229H33V228H31ZM39 229V228H38ZM131 229H133L132 227H131ZM135 229V228H134ZM7 230H8V228H7ZM23 230V229H22ZM22 230H21V232H22ZM26 230V229H25ZM30 230V228L28 229V231ZM107 230V229H106ZM108 230H109V228H108ZM130 230V229H129ZM198 230H201L200 228L198 229ZM227 230V229H226ZM4 231H6V230H4ZM13 231V230H12ZM24 231V230H23ZM30 231H32V230H30ZM47 231V230H46ZM111 231V230H110ZM108 232V233H111V232ZM197 231V230H196ZM251 231V230H250ZM255 231H254V234H255ZM27 231H25V233H26ZM124 232V231H123ZM127 232V231H126ZM140 232V231H139ZM194 232H195V230H194ZM201 232V231H200ZM1 233V232H0ZM2 233H4V236H5V234L7 235V234H9L10 235V233H8V232H2ZM14 233V232H13ZM24 233V232H23ZM35 233H37V232H35ZM35 233H33V234H35ZM48 233V232H47ZM108 233H107V235H108ZM132 233V232H131ZM169 233V234H168ZM197 233V232H196ZM26 234H29V233H26ZM32 234V235H33ZM39 233H37V238H34L33 239V241L35 240V242H40V240L42 239V236L45 234V233H41L40 235H38ZM49 234V233H48ZM121 234V233H120ZM129 234V233H128ZM163 234H168V235H170V234H175V236H176V239L174 240V235H172L173 237H168V236H164L163 238V242L162 243H157L156 244V242H158V237H159V235H163ZM181 234H183V235H181ZM231 234V233H230ZM253 234V235H254ZM261 234V233H260ZM260 234H259V236H260ZM1 235V234H0ZM47 235V234H46ZM113 235V234H112ZM117 234H115V235H113V236H115L114 238H116L117 236H116ZM124 235V234H123ZM181 235V236H180ZM184 235H186V236H184ZM256 235H254L253 237H255ZM262 235V234H261ZM2 236V235H1ZM0 236V237H1ZM3 236V237H4ZM8 236V235H7ZM11 236H12V234H11ZM29 236V235H28ZM48 236V235H47ZM49 236H50V234H49ZM110 236V235H109ZM181 238H180V237ZM233 236V235H232ZM231 236V237H232ZM263 236H264V234H263ZM13 238H15V236H12ZM99 237V236H98ZM104 237V236H103ZM127 237V236H126ZM184 237V238H183ZM235 237V236H234ZM257 237H258V235H257ZM108 238V237H107ZM107 238H106V240H107ZM134 238V237H133ZM170 238H172L174 241H169L170 243H173L175 246H171L170 248L168 247V249H166L165 248V244H167L168 243V240L170 239ZM185 238H187V240H185ZM190 238H192V239H190ZM263 238V237H262ZM3 239V238H2ZM40 239V240H39ZM112 240H113V238H111ZM110 239V237H109V240H111ZM116 239H118V238H116ZM130 240H132L131 238H129ZM161 239V238H160ZM254 240L255 238H251V240ZM258 239H261L260 237L258 238ZM7 240V239H6ZM12 240V239H11ZM14 240H16V238L14 239ZM22 240H23V238H22ZM46 240V239H45ZM125 241V243H126V240L124 239V238H122V241ZM233 240V239H232ZM250 240V241H251ZM24 241V240H23ZM22 241V242H23ZM31 241V240H30ZM32 241V242H33ZM108 241V240H107ZM117 241H119V240H117ZM121 241V240H120ZM121 241V242H122ZM123 241V242H124ZM226 241V240H225ZM225 241H223L224 242V244H223V246L225 247ZM231 239L229 240V242H227V243H229V244H231ZM249 241V242H250ZM10 242H12V241H10ZM14 242V241H13ZM21 242V243H22ZM28 242V241H27ZM111 241H109L108 243H110ZM218 242V241H217ZM216 242V243H217ZM254 242H257L256 241V239L254 240ZM3 243V242H2ZM25 243H26V241H25ZM42 243V242H41ZM169 243V244H170ZM184 243V244H183ZM234 243V242H233ZM251 243V242H250ZM14 244V243H13ZM15 244H16V242H15ZM14 244V245H15ZM18 244V243H17ZM20 244V243H19ZM18 244V245H19ZM27 244V243H26ZM30 244V243H29ZM42 244H44V243H42ZM111 244V243H110ZM122 244V243H121ZM127 244V243H126ZM159 244V245H158ZM187 244V245H186ZM220 244V243H219ZM219 244H218V246H219ZM7 245V244H6ZM21 245V244H20ZM24 245L25 244H23L22 245V247H24ZM40 245V244H39ZM47 245H48V243H47ZM101 245V244H100ZM106 245V244H105ZM109 245V244H108ZM117 245V244H116ZM119 245V244H118ZM171 245V244H170ZM236 245V244H235ZM251 245V244H250ZM250 245H248V247L250 246ZM253 245V244H252ZM257 245H258V243H257ZM256 245V246H257ZM9 246V245H8ZM45 246H46V244H45ZM49 246V245H48ZM48 246L46 247V248H48ZM121 246V245H120ZM255 246V247H256ZM10 247V246H9ZM8 247V249H10ZM16 247V246H15ZM20 247V246H19ZM19 247H17V248H14V246H13V248L14 249H17V250H15V251H12V250H10V251H12L11 253L9 252V251H7V253H10V255H12L11 257H12V259L14 260V257L16 258L17 257V261H16V259H15V264H18V263H20V264H36V260H37V258H35L37 255H35V254H33L34 256H28L27 255V253L25 252V248H27L28 249V247H30V246H27V247H25L23 250L22 249H19ZM123 247V246H122ZM127 247V246H126ZM124 248L123 247V251L121 252L120 250H122V248H120V250H118L117 248H116V246H114L113 245V243L111 244V245H109V246H104V245H101V246H99L98 245V247L96 246V248H97V251L98 252H105V253H102V255L103 254H106V258H107V260L111 263V264H129L130 262H128L127 263V257H126V255H125V252L124 251H128L127 249L128 248ZM224 247H222V248H224ZM230 247V246H229ZM236 247V246H235ZM136 248V247H135ZM152 248H154V251L152 250ZM227 248V247H226ZM233 248V247H232ZM252 248V247H251ZM7 249V250H8ZM30 249V248H29ZM254 249V248H253ZM252 249V250H253ZM95 250V249H94ZM131 250V249H130ZM211 250H214L213 252H211ZM250 250V252L252 251L251 249H249ZM32 251H33V249H32ZM36 251V250H35ZM38 251H40V250H38ZM96 251V252H97ZM234 251V250H233ZM237 251H238V249H237ZM130 252V251H129ZM225 252H228V251H225ZM225 252H224V250H222V255H221V257H223V258H226L227 257V255L225 256ZM231 252V251H230ZM229 252V253H230ZM249 252V254H251ZM253 252V251H252ZM254 252H255V249H254ZM29 253H31V251L29 252ZM33 253V252H32ZM36 253V252H35ZM43 253V252H42ZM46 253H49V252H46ZM122 253H124V257L125 258H123L122 257V259H123V261L122 260H119L120 259V256H118V255H122L123 256V254ZM136 253V252H135ZM145 253V254H146ZM223 253H224V255H223ZM4 254H6V253H4ZM38 254H40V253H38ZM98 254V253H97ZM130 254V253H129ZM132 254V253H131ZM137 254V253H136ZM141 254V253H140ZM228 254V253H227ZM238 254V253H237ZM236 254V255H237ZM42 256L44 255V254H41ZM49 255V254H48ZM99 255V254H98ZM98 255H96V257L99 259V256ZM134 255V254H133ZM154 255V254H153ZM170 256V258L168 257V256ZM184 255L185 256H187L186 258L184 257ZM212 255V256H211ZM231 255V254H230ZM235 255V253H233V255H231V256H236ZM3 257L4 256H7V258H8V254H6V255H2ZM85 256V255H84ZM84 256H83V258H84ZM87 256V255H86ZM155 256V255H154ZM211 256V257H210ZM250 256V255H249ZM248 256V257H249ZM3 257H0V260H1V258L2 259H4ZM82 257V256H81ZM132 257V256H131ZM138 257V256H137ZM149 257V256H148ZM153 257V256H152ZM252 257V256H251ZM38 258H39V256H38ZM47 257H45V259H46ZM81 259L82 260V262H84V261H86V263L88 262V263H91L92 264V262H89L88 261V259L87 260H84V259ZM87 258V257H86ZM90 258V257H89ZM96 258V259H97ZM105 258V259H106ZM182 258V259H181ZM233 258V257H232ZM231 257H230V259H232ZM9 259H10V257H9ZM11 259V260H12ZM40 259H41V257H40ZM43 259H44V257H43ZM91 259V258H90ZM93 259H95V258H93ZM97 259V260H98ZM105 259H103V260H105ZM130 259V258H129ZM128 259V260H129ZM133 259V258H132ZM131 259V260H132ZM248 259V258H247ZM250 259V258H249ZM7 260V259H6ZM138 260V259H137ZM141 260V259H140ZM153 259L151 258V260H150V262L152 261ZM219 260V261H218ZM227 260V259H226ZM229 260V259H228ZM227 260V261H228ZM10 261V260H9ZM39 261V260H38ZM91 261H92V259H91ZM107 261V262H108ZM146 261V260H145ZM144 261V262H145ZM149 261V260H148ZM147 261V262H148ZM157 261V260H156ZM184 261V262H183ZM2 262V261H1ZM0 262V263H1ZM4 262V261H3ZM40 262V261H39ZM98 262V261H97ZM107 262H106V264H107ZM132 262V261H131ZM134 262H137V261H134ZM143 262V261H142ZM146 262V263H147ZM230 262V261H229ZM229 262H226V264H228ZM250 262V261H249ZM7 263V262H6ZM14 263V262H13ZM105 263V262H104ZM139 263V262H138ZM137 263V264H138ZM149 263V262H148ZM161 263H163V262H161ZM224 263V262H223ZM3 264V263H2ZM11 264V263H10ZM99 264V263H98ZM101 264V263H100ZM131 264V263H130ZM142 264V263H141ZM145 264V263H144ZM225 264V263H224Z\"/></svg>",
    "mask_w": 264,
    "mask_h": 264
}]
</instances>
